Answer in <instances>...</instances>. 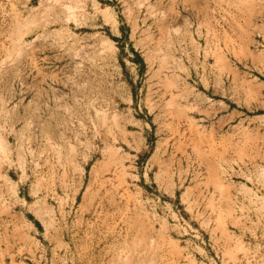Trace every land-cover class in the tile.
Masks as SVG:
<instances>
[{
    "label": "rangeland",
    "instance_id": "374dc122",
    "mask_svg": "<svg viewBox=\"0 0 264 264\" xmlns=\"http://www.w3.org/2000/svg\"><path fill=\"white\" fill-rule=\"evenodd\" d=\"M0 138V264H264V0H0Z\"/></svg>",
    "mask_w": 264,
    "mask_h": 264
},
{
    "label": "bare ground",
    "instance_id": "6f19581e",
    "mask_svg": "<svg viewBox=\"0 0 264 264\" xmlns=\"http://www.w3.org/2000/svg\"><path fill=\"white\" fill-rule=\"evenodd\" d=\"M1 139V138H0ZM3 142V141H2ZM3 143H1V145H2ZM3 146V148H4V144L2 145ZM125 264V263H124Z\"/></svg>",
    "mask_w": 264,
    "mask_h": 264
}]
</instances>
